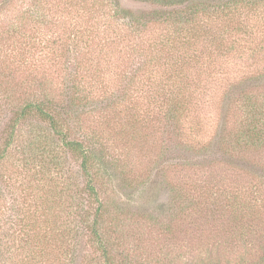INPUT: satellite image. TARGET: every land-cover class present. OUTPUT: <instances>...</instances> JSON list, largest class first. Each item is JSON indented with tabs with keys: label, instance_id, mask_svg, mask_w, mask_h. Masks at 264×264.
Listing matches in <instances>:
<instances>
[{
	"label": "trees",
	"instance_id": "trees-1",
	"mask_svg": "<svg viewBox=\"0 0 264 264\" xmlns=\"http://www.w3.org/2000/svg\"><path fill=\"white\" fill-rule=\"evenodd\" d=\"M131 1L144 10L121 0H0V93L13 108L0 163L18 140L19 125L35 117L47 126L33 125L19 145V166L45 180L63 173L61 151L74 152L81 158L83 190L97 204L92 217L83 200L71 196L67 220L56 215L62 198L22 208L0 228V264H11L15 254L21 258L13 264H74L76 225L89 231L112 264L96 181L111 179L113 165L103 144L70 137V120L83 114L146 105L143 120L161 114L182 141L184 134L191 138L190 148L203 150L213 140L200 137L201 106L210 83L225 80L221 99L238 119L220 146L239 153L238 159L264 150V0ZM232 63L240 65L239 74H230ZM134 113L140 119L142 113ZM187 120L195 124L192 134L183 127Z\"/></svg>",
	"mask_w": 264,
	"mask_h": 264
},
{
	"label": "rangeland",
	"instance_id": "rangeland-1",
	"mask_svg": "<svg viewBox=\"0 0 264 264\" xmlns=\"http://www.w3.org/2000/svg\"><path fill=\"white\" fill-rule=\"evenodd\" d=\"M121 1L144 10L140 2ZM231 66L230 74H239L240 65ZM210 88L201 106L200 137L212 139L213 145L203 150L190 148L191 138L185 134L186 143L182 141L181 132L172 129L165 116L150 114L143 120L146 105L123 113L114 107L70 120L71 138L91 137L105 146L112 161L113 177L96 181L106 208L101 233L112 264H264V150L246 151L238 159L239 153L220 146L219 139L233 128L238 116L234 106L227 109L221 99L225 80L215 79ZM259 89L264 92V87ZM3 97L1 92L0 148L13 110ZM132 109L143 114L140 119ZM33 125L39 130L47 126L35 117L22 122L17 142L0 163V228H8L5 223L30 205L61 198L64 206L58 205L56 215L67 220L74 202L71 196L82 199L93 217L97 204L83 190L85 177L78 154L61 151L63 173L52 172L41 181L35 180L34 176L39 179L36 171L32 174L19 166V145ZM194 125L188 120L183 123L187 134L194 132L190 129ZM55 141L61 146V140ZM76 230L74 264H107L89 231L78 225ZM20 258L15 254L11 264Z\"/></svg>",
	"mask_w": 264,
	"mask_h": 264
}]
</instances>
